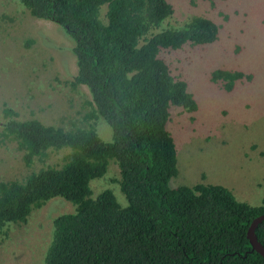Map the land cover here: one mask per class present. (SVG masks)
Segmentation results:
<instances>
[{
    "label": "trees",
    "instance_id": "obj_1",
    "mask_svg": "<svg viewBox=\"0 0 264 264\" xmlns=\"http://www.w3.org/2000/svg\"><path fill=\"white\" fill-rule=\"evenodd\" d=\"M4 1L66 31L77 68L69 84L86 86L90 99L84 110L52 121L20 120L15 110L4 109L0 141L14 142L31 169L0 180V234L62 197L75 208L53 218L43 264H264L247 237L252 220L264 214V195L251 205L223 185L170 183L178 173L167 129L171 110L194 112L198 105L185 79L160 54L212 43L221 26L202 13L172 23L175 5L169 0ZM242 78L251 75L211 72L225 90ZM103 120L112 132L109 141L97 132ZM60 151V162L33 167ZM112 164L118 169L112 181L124 202L109 188L92 192L90 182ZM255 234L264 246V220Z\"/></svg>",
    "mask_w": 264,
    "mask_h": 264
},
{
    "label": "rangeland",
    "instance_id": "obj_2",
    "mask_svg": "<svg viewBox=\"0 0 264 264\" xmlns=\"http://www.w3.org/2000/svg\"><path fill=\"white\" fill-rule=\"evenodd\" d=\"M169 1L175 5L172 23L202 13L221 26L212 43L185 44L160 54L172 73L185 79L198 105L194 112L171 110L167 129L175 141L178 173L170 183L219 184L238 200L259 205L264 195V0ZM72 46L57 23L31 16L15 1L0 0V130L7 119L5 108L15 110L20 120L46 121L84 110L90 99L87 87L69 84L77 69ZM218 68L241 70L251 79L237 80L225 90L211 80ZM103 121L97 132L109 141L112 132ZM63 153L51 152L33 167L60 162ZM30 169L14 142L0 141V180L20 178ZM112 178H118L114 164L90 182L92 192L109 188L124 202ZM73 208L72 202L54 197L34 209L26 222L6 227L0 234V264H43L53 218Z\"/></svg>",
    "mask_w": 264,
    "mask_h": 264
},
{
    "label": "water",
    "instance_id": "obj_3",
    "mask_svg": "<svg viewBox=\"0 0 264 264\" xmlns=\"http://www.w3.org/2000/svg\"><path fill=\"white\" fill-rule=\"evenodd\" d=\"M264 220V214H261L257 217H255L247 231V237L249 239V242L251 244V249L258 252L260 255L264 257V246L257 240L255 229Z\"/></svg>",
    "mask_w": 264,
    "mask_h": 264
}]
</instances>
